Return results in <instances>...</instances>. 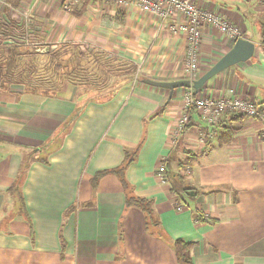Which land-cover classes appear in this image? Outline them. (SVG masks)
Listing matches in <instances>:
<instances>
[{
  "label": "crops",
  "instance_id": "obj_1",
  "mask_svg": "<svg viewBox=\"0 0 264 264\" xmlns=\"http://www.w3.org/2000/svg\"><path fill=\"white\" fill-rule=\"evenodd\" d=\"M194 2L224 16L255 44L250 60L213 77L197 95L236 96L254 102L264 114V52L259 47L264 0ZM81 7L64 11L61 0H10L6 13L0 7L4 24L23 26L16 44L30 39L36 42L30 47L51 50L74 44L133 68L112 97L87 103L51 146L74 109L72 93L16 99L19 86L0 89V264H176L169 243L176 240L193 245L188 252L192 264H264V123L238 116L212 130L190 111L189 128L172 145L170 134L184 114L186 89L174 90L168 102L167 90L142 81L185 80L184 37L169 31L170 21L137 7L120 10L96 1L76 15ZM233 44L204 27L200 74ZM137 64L142 67L134 83ZM226 126L237 132L222 143ZM140 143L124 177L136 197L151 201L155 225L150 231L140 210L126 208L116 177L106 175L93 184L97 173L120 166L124 152ZM31 150L39 154L26 164L17 195L27 219L8 190ZM160 159L166 184L155 175ZM183 168H189V177L181 176Z\"/></svg>",
  "mask_w": 264,
  "mask_h": 264
},
{
  "label": "trees",
  "instance_id": "obj_2",
  "mask_svg": "<svg viewBox=\"0 0 264 264\" xmlns=\"http://www.w3.org/2000/svg\"><path fill=\"white\" fill-rule=\"evenodd\" d=\"M96 1L100 0H84L81 3L83 7L80 8L76 15L83 12L87 7V4ZM22 33V25H6L0 16V56H2L0 61L2 64L0 67V89L9 91L10 85L19 86L20 92L19 94H16V99L22 95H33L44 98H59L63 93L68 95H71L72 93V101L75 104L72 113L58 128V136H56V138L50 144H47L48 146L58 144V140L61 139V135L70 129L74 120L78 118L83 108L86 106L85 104L91 101H105L112 97L114 92L117 91L120 84L124 81V74L128 76L130 70L132 69L133 71L132 66L122 59L100 51H81L80 47L74 44L58 45L52 50L48 48V51L45 53H37L35 51V49L39 48L36 47L37 45L34 47L25 45L24 43H28V41L24 42L23 45L15 43L14 38L20 36ZM259 36V47L264 49V24L259 26ZM37 42L41 43L42 41L38 39ZM29 43L36 42L31 40ZM111 65H122L127 67V72L124 73L123 71H114L112 73L111 70H109ZM88 74H91L92 76L95 75L93 81L97 82L98 85L97 83H92L88 80ZM77 97H85L87 100L85 99L80 101L79 103L81 104H78V100L76 99ZM190 111L193 110H189L188 112ZM161 113L162 110H160L156 116L160 115ZM238 116L239 115L228 114L226 117L233 121L237 119ZM243 117L244 116L241 115L240 119ZM219 126L221 127V123L218 124V127ZM188 128L189 123L186 126V129ZM222 131L224 132L221 136L222 143H227L229 139L237 132L236 129H233L229 126L223 128ZM48 146L47 148H44L46 150L42 151L45 154L50 150ZM140 147L141 143L136 146L135 149L131 151H125L124 159L120 166L108 171L97 173L93 179V184L95 185L98 179L106 175H113L116 177L123 192L125 193L126 208L135 207L140 210L146 219V230L150 231L151 227L155 225V223L152 222L150 218L152 213L151 201L136 197L124 177L127 168L135 162V157L137 156ZM37 152H33V150L29 152V155L26 156L24 162L22 163L18 179L8 190L10 196H13L14 199L19 200V209H21L20 215L25 218H27V215L24 210L22 198H20L21 196L18 197L17 195L20 184L23 182L26 174V164H28V161L31 159L30 157H32V155ZM38 154L39 152L36 155ZM43 162H45V160H43ZM166 181L167 180H165L164 184H166ZM16 208H18V206H16ZM73 209L74 207H71L68 211H72ZM202 218L206 220L203 215ZM169 243L171 244L176 258V264H192L188 257V252L193 246L192 244H186L180 240L172 242L169 241Z\"/></svg>",
  "mask_w": 264,
  "mask_h": 264
},
{
  "label": "built area",
  "instance_id": "obj_3",
  "mask_svg": "<svg viewBox=\"0 0 264 264\" xmlns=\"http://www.w3.org/2000/svg\"><path fill=\"white\" fill-rule=\"evenodd\" d=\"M84 0H61L64 11L81 4ZM103 3L112 4L120 10H128L137 7L141 12L149 14L160 21H170L169 31L180 34L186 42L185 56L183 62L185 80L190 84L183 97V111L172 129L170 137L174 145L184 133L189 123L187 115L189 110L196 111L208 128L216 127L221 121L227 119L228 114L246 116L264 123V114L254 102L239 97L210 98L197 95L193 91L192 84L200 76V50L202 46L203 28L209 26L218 34L228 37L231 40L243 39L242 31L230 23L220 14L205 10L197 5L194 0H100ZM246 1V0H243ZM175 21L176 23H172ZM24 43V42H23ZM28 45V43H24ZM36 52L45 53L46 49L38 48ZM264 52V49H262ZM142 64L136 65L134 83H137ZM165 162L160 159L156 166L155 175L164 184ZM182 177H189V168H183ZM179 209V208H178Z\"/></svg>",
  "mask_w": 264,
  "mask_h": 264
},
{
  "label": "water",
  "instance_id": "obj_4",
  "mask_svg": "<svg viewBox=\"0 0 264 264\" xmlns=\"http://www.w3.org/2000/svg\"><path fill=\"white\" fill-rule=\"evenodd\" d=\"M255 51V44L246 39H237L234 41L232 48L225 53L218 61H216L205 73H203L192 84V89L195 93L203 89L205 84L217 76L221 72L229 69L237 64L245 63L250 60ZM145 85L168 91V102L170 101L173 91L176 89H190V84L187 80L175 82H156L152 80H143ZM193 194L191 193V196Z\"/></svg>",
  "mask_w": 264,
  "mask_h": 264
},
{
  "label": "rangeland",
  "instance_id": "obj_5",
  "mask_svg": "<svg viewBox=\"0 0 264 264\" xmlns=\"http://www.w3.org/2000/svg\"><path fill=\"white\" fill-rule=\"evenodd\" d=\"M8 1H10V0H0V7H4V9H3V11L4 10H6L5 8H6V3H8ZM1 12V11H0ZM7 11H4V13H6ZM8 16V15H7ZM228 38V37H227ZM19 39H21V38H19ZM31 40L29 39L28 40V45H31L29 42H30ZM5 44H9V43H5ZM39 47H41V46H39ZM30 48V47H29ZM42 48L43 49H46V51H48V48H46V47H44V46H42ZM45 51V52H46ZM200 57V56H199ZM1 58H2V56H0V61H1ZM200 59V58H199ZM2 66V64L0 63V67ZM109 70H111V72L113 73L114 71H116V72H121V71H123L124 73L125 72H127V67H124V66H122V65H114V66H110L109 67ZM93 71H97V70H93ZM92 74H96V73H92ZM95 77V75H91V74H88L87 75V78H88V80L90 81V82H92V83H97V82H94L93 80V78ZM97 85H98V83H97ZM116 92V91H115ZM114 92V93H115ZM77 100H78V104H81V103H79L80 101H83V100H85L86 98L85 97H77L76 98ZM87 100V99H86ZM85 105H87V104H85ZM204 125H205V123H204ZM212 130H213V128H211Z\"/></svg>",
  "mask_w": 264,
  "mask_h": 264
}]
</instances>
